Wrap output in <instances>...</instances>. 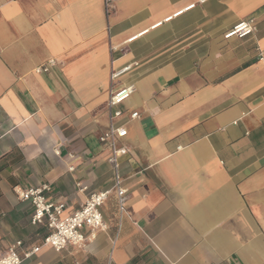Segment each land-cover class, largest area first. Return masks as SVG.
I'll use <instances>...</instances> for the list:
<instances>
[{"label": "crops", "instance_id": "obj_1", "mask_svg": "<svg viewBox=\"0 0 264 264\" xmlns=\"http://www.w3.org/2000/svg\"><path fill=\"white\" fill-rule=\"evenodd\" d=\"M250 18L252 34L224 37ZM109 23L103 0H0V256L22 240L41 248L21 264H264V0H119ZM129 83L126 211L112 192L106 231L42 245L49 229L14 186L48 183L65 214L110 187L99 136L110 90Z\"/></svg>", "mask_w": 264, "mask_h": 264}, {"label": "built area", "instance_id": "obj_2", "mask_svg": "<svg viewBox=\"0 0 264 264\" xmlns=\"http://www.w3.org/2000/svg\"><path fill=\"white\" fill-rule=\"evenodd\" d=\"M119 0H103V10L108 23L115 13ZM195 6V3L178 10L174 14L157 22L155 25L168 22L174 17L181 15ZM108 28L110 29V23ZM256 30L255 20L243 19L228 29L224 37L243 38L252 34ZM141 34V33H139ZM138 34V35H139ZM137 34L129 37L125 42L131 43L137 38ZM119 46H112L116 50ZM58 63L56 59H50L37 68L38 72H47ZM138 62L124 64L120 68L111 70V80L129 72ZM135 92L132 83L125 84L119 88H112L109 93L107 108L109 112V125L99 136L100 143L109 150L108 162L113 171V184L103 190L91 192L82 207L72 213L65 214V204L49 200L47 192L50 190L48 183H42L34 187L14 186V191L21 201L29 202L33 206L32 220L37 223H45L49 229L48 235L44 238L42 245L60 251L68 245L84 246L88 241L95 239L98 231H106L108 223L102 213V206L112 192L116 193L118 211L122 215L126 211L128 200L127 188L123 185L121 173V160L129 153V148L120 143V140L127 136V129L117 124L116 119L123 114L121 105L128 100ZM132 117H137L138 112H133ZM89 228V233L84 232V228ZM23 241L17 240L8 248V252L0 256V264H21L24 260L32 258L38 253L41 246H34L28 250H21Z\"/></svg>", "mask_w": 264, "mask_h": 264}, {"label": "bare ground", "instance_id": "obj_3", "mask_svg": "<svg viewBox=\"0 0 264 264\" xmlns=\"http://www.w3.org/2000/svg\"><path fill=\"white\" fill-rule=\"evenodd\" d=\"M162 24H160V25H151L150 27H148V28H146V29H144V30H141V31H139V32H137V33H135V34H137V38L136 39H138L139 37H141V36H143L144 34H147L148 32H150L151 30H154L155 28H157V27H159V26H161ZM139 33H141V34H139ZM135 34H133V35H135ZM139 34V35H138ZM132 35V36H133Z\"/></svg>", "mask_w": 264, "mask_h": 264}]
</instances>
